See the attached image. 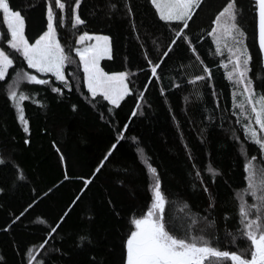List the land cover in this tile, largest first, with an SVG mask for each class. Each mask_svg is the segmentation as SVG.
Listing matches in <instances>:
<instances>
[{"label":"trees","instance_id":"obj_1","mask_svg":"<svg viewBox=\"0 0 264 264\" xmlns=\"http://www.w3.org/2000/svg\"><path fill=\"white\" fill-rule=\"evenodd\" d=\"M63 2V26L59 24V10L54 11L58 38L65 51L78 62L71 50L78 34L87 31L108 35L112 59H103L101 67L108 72L127 69L133 73L130 87L137 94L144 92L143 114L131 115L136 111L133 96L126 97L115 114L100 105L93 107L85 99L82 69L76 63L67 64L65 74L72 90L63 88V96L45 90V86L20 83V90L31 96L24 102L29 135L7 98V84L14 78L13 69H9L5 81H0V158L5 160L0 165V188L4 190L0 193V264H27L32 248L41 264H91L93 257L96 264H124V245L130 229H134L130 219L139 218L151 204V176L145 161L160 175L162 191L169 201L165 216L172 218V230L179 235L214 234L221 249L235 250L227 233L239 235L235 232L239 227L237 194L247 187L240 145L246 147L249 156L256 155L258 162L262 155L246 140L241 123L233 115V87L220 66L223 59L216 54L212 37L206 34L227 0H203L195 23L190 22L197 52L212 70L211 82L198 81L196 85L188 81L202 74V66L181 40L172 46L170 58H164L158 70L161 79L153 78L148 83L150 73L144 53L156 61L172 35L158 20L150 0H81L77 11L85 24L77 29L71 27L74 0ZM10 4L24 15L25 34L34 42L46 30V0H10ZM236 7L252 55L250 76L257 92L264 93L256 0H236ZM0 35H6L2 20ZM0 46L13 54L3 40ZM13 59L14 69L34 71L18 54H13ZM52 80L55 86L63 87ZM177 84L180 87H175ZM213 88L215 96L211 94ZM101 113L104 119H100ZM125 123L128 128L124 139L104 160L111 144L116 143L117 130H122ZM25 139L30 143L25 144ZM101 162V171L93 175ZM208 166L219 172L214 180L205 171ZM196 170L201 172L203 185L195 178ZM21 172L23 180L19 179ZM86 179L92 180L87 188ZM245 199L252 203L251 196ZM57 224V232L49 235ZM82 235L89 236L91 244L80 246ZM45 240L47 244L39 248ZM244 243L239 238L236 241L237 245Z\"/></svg>","mask_w":264,"mask_h":264},{"label":"snow or ice","instance_id":"obj_2","mask_svg":"<svg viewBox=\"0 0 264 264\" xmlns=\"http://www.w3.org/2000/svg\"><path fill=\"white\" fill-rule=\"evenodd\" d=\"M202 3L203 0H150L158 20L163 22L172 35L169 38L170 43L167 49L160 54L156 61L149 58L147 52L144 53L150 73L148 83H151L153 78L161 79L158 70L161 69L164 58H170L169 53L173 51L172 46L177 44V40H181L188 46L195 60L199 61L202 66V74L195 75L188 82L193 85H196L198 81L211 82L212 70L201 60L190 36V22L195 23L194 16L197 15V10L201 8ZM80 4L81 0H74V6L71 9V27L73 29L85 24V20L77 11ZM111 7L115 8V4H112ZM54 8L60 12V26L64 25L66 4L63 0H46V30H43L34 39V42H30L25 34L24 15L19 9L11 6L10 0H0V20L6 26V35L0 36V40H3L7 49L12 50L13 54H18L22 58L28 69L34 70L29 72L22 68L14 69L13 54L0 46V81H5L6 76L9 75V69H13L14 78L12 83L7 84V98L15 108L23 131L30 135L24 102L30 100L31 96L20 90V83L45 86V90L50 89L52 93L63 96V88L72 90V85L65 74V66L73 63L82 69L83 87L87 89L85 99L90 105L93 107L100 105L107 110V113L115 114L116 110L121 108L125 98L133 96L136 101V111H133L131 115H142L140 109L144 101V92L141 91L137 94L130 87V77L133 73L127 69L108 72L101 67L103 59H112L110 37L102 34H90L87 31L81 32L77 35L75 46L71 49L78 57V62L74 61L58 38L57 13ZM126 8L127 12L131 14L130 4H127ZM256 11L258 13L259 52L264 55V0H256ZM237 17L236 0H227L226 6L215 15L211 22L212 26L206 34L212 37L217 55L222 56L224 49L227 51V58L220 61V66L226 70V78L234 89L231 94L232 106L238 111H234L233 115L237 116V123L242 124L246 140L257 146L259 153L264 156V93L257 92L254 81L249 75L252 55L246 44V33L239 26ZM133 27L135 28L134 24ZM186 29L189 32H186ZM52 78L63 87L55 86ZM175 87H180V85L177 84ZM34 90L39 91V89ZM144 90H147V85ZM161 94H163V89H161ZM211 94L217 95L214 88ZM197 95L200 93L198 92ZM33 102L40 103L38 100H33ZM71 107L73 111L77 110L76 104ZM100 119H104V113L100 114ZM127 128L128 124L125 123L122 130H117L116 143L111 144L104 160H107L108 156L112 154V150L117 148L119 141L124 139V131ZM233 138L238 139L235 136ZM24 143L29 144L30 141L25 139ZM240 154L245 161L244 172L246 173L247 187L237 194L239 227L235 232L239 235L237 236L233 232L227 233V236L230 237L229 243L234 246L235 250L221 249L214 234L210 237L203 234L191 235L187 232L184 235H179L172 230L169 225L173 223V220L171 217L166 219L165 216L166 204L169 201L162 191L160 175L156 167L145 161L147 171L151 176V204L147 207L146 213L139 218L130 219V225L134 226V229H130L126 238L124 264H264V160L258 162L256 155L249 156L243 144L240 145ZM60 160H64L62 154ZM4 163L5 160L0 158V165ZM102 167L103 162L95 168L93 175L99 173ZM193 167L195 168V165ZM205 171L210 174L213 180L219 175L218 170L211 166H208ZM195 178L203 185V178L199 170L195 171ZM19 179H24L22 172ZM91 183V179L84 180V187L87 188ZM3 191L0 188V193ZM203 191L208 192L207 186H203ZM246 195L251 196L254 202L249 203L245 199ZM76 199L78 200L79 196ZM209 206L213 207L214 205L210 204ZM16 219L18 220L19 216ZM62 220L63 217H61V222ZM58 227V224L51 227L49 235L56 233ZM4 230L6 231L7 227ZM201 231L203 232V230ZM238 238L245 243L237 245ZM79 239L80 246L85 243L91 244V239L87 235H82ZM47 242L45 240L39 245V248L43 249ZM2 259L3 257H0V260ZM27 264H41L37 259L35 248L28 251ZM91 264H96L95 257L92 258Z\"/></svg>","mask_w":264,"mask_h":264},{"label":"rangeland","instance_id":"obj_3","mask_svg":"<svg viewBox=\"0 0 264 264\" xmlns=\"http://www.w3.org/2000/svg\"><path fill=\"white\" fill-rule=\"evenodd\" d=\"M237 11H238V9H237ZM237 22H238V24H239V26H240V21H239V12H238V17H237ZM241 27V26H240ZM1 36V35H0ZM247 44V43H246ZM221 56V55H220ZM222 57V59L223 60H226V58H227V51H226V49H224L223 50V55L221 56ZM249 75H250V73H249ZM234 90V89H233ZM235 110V109H234ZM235 111H238V110H235ZM242 125V124H241ZM262 160H264V156H262ZM254 201L252 200V203H253Z\"/></svg>","mask_w":264,"mask_h":264},{"label":"water","instance_id":"obj_4","mask_svg":"<svg viewBox=\"0 0 264 264\" xmlns=\"http://www.w3.org/2000/svg\"><path fill=\"white\" fill-rule=\"evenodd\" d=\"M256 14H257V41H258L259 30H258V13H257V11H256ZM258 46H259V43H258ZM262 62H263V66H264V55H262Z\"/></svg>","mask_w":264,"mask_h":264}]
</instances>
